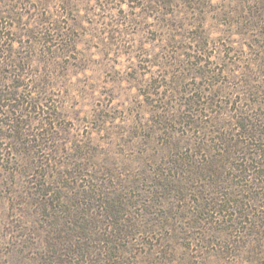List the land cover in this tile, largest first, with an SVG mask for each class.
I'll return each mask as SVG.
<instances>
[{"label":"rangeland","instance_id":"obj_1","mask_svg":"<svg viewBox=\"0 0 264 264\" xmlns=\"http://www.w3.org/2000/svg\"><path fill=\"white\" fill-rule=\"evenodd\" d=\"M0 264H264V0H0Z\"/></svg>","mask_w":264,"mask_h":264}]
</instances>
